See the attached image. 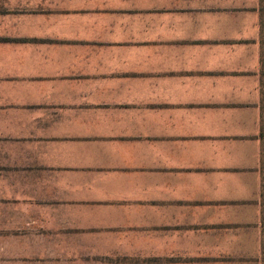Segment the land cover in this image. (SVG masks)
Here are the masks:
<instances>
[{
    "label": "crops",
    "instance_id": "crops-1",
    "mask_svg": "<svg viewBox=\"0 0 264 264\" xmlns=\"http://www.w3.org/2000/svg\"><path fill=\"white\" fill-rule=\"evenodd\" d=\"M261 0H0V264H262Z\"/></svg>",
    "mask_w": 264,
    "mask_h": 264
},
{
    "label": "rangeland",
    "instance_id": "rangeland-1",
    "mask_svg": "<svg viewBox=\"0 0 264 264\" xmlns=\"http://www.w3.org/2000/svg\"><path fill=\"white\" fill-rule=\"evenodd\" d=\"M261 10H262V20H261V44H262V62H261V75H262V131L264 133V0H261ZM263 145V164L262 168L264 169V139L262 141ZM262 264L263 261H262Z\"/></svg>",
    "mask_w": 264,
    "mask_h": 264
},
{
    "label": "trees",
    "instance_id": "trees-1",
    "mask_svg": "<svg viewBox=\"0 0 264 264\" xmlns=\"http://www.w3.org/2000/svg\"><path fill=\"white\" fill-rule=\"evenodd\" d=\"M261 103H262V100H261ZM261 110H262V105H261ZM261 126H262V119H261ZM260 138H261V141H263L264 133L262 131V127H261ZM262 162H263V145H262ZM262 229H263V259L262 261L264 263V169L263 168H262Z\"/></svg>",
    "mask_w": 264,
    "mask_h": 264
}]
</instances>
